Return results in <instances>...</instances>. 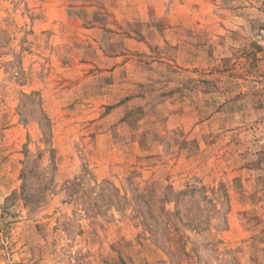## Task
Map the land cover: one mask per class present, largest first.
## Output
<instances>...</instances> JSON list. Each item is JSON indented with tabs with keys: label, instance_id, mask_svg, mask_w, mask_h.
<instances>
[{
	"label": "rangeland",
	"instance_id": "1",
	"mask_svg": "<svg viewBox=\"0 0 264 264\" xmlns=\"http://www.w3.org/2000/svg\"><path fill=\"white\" fill-rule=\"evenodd\" d=\"M0 264H264V0H0Z\"/></svg>",
	"mask_w": 264,
	"mask_h": 264
}]
</instances>
